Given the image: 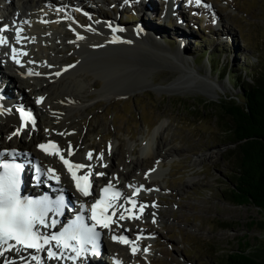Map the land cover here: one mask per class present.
I'll use <instances>...</instances> for the list:
<instances>
[{
  "label": "rangeland",
  "instance_id": "1",
  "mask_svg": "<svg viewBox=\"0 0 264 264\" xmlns=\"http://www.w3.org/2000/svg\"><path fill=\"white\" fill-rule=\"evenodd\" d=\"M68 1L78 4V0ZM122 1L87 0L84 12L91 10L92 4L98 15L94 10L79 15L81 21L88 24L92 17L108 13L109 17H117L132 27L128 31L126 26L124 33L131 36L142 33L144 40L138 38L139 44L131 41L114 46L115 50L98 42L95 49L83 57L80 67L84 70L81 71L89 75L90 81H96L97 88L94 91L89 88L90 100L81 113L72 118L73 126L66 131L72 136L69 142L75 141L79 147L84 140L98 154H103L102 161L117 171L125 161L132 160L128 164L131 168H134V162H140L141 148L147 140L152 141L153 150L158 142L171 149L163 154L166 167H169L172 155H177V161L171 164L168 173L166 170L158 177L160 185L170 188L164 200L156 203L154 208L150 203L155 200L147 199L148 207L142 218L125 226L147 229L150 224L157 228L145 242L147 252L143 254L139 249L133 255L120 249L124 253L118 255L119 259L123 258L126 264H219L223 255L236 248L264 255V227L258 225L259 221H264V209L251 204H235L226 197L235 170L236 148L228 131L223 130L226 124L221 108L215 107L216 103L230 98L241 102L237 99L242 95L240 81L252 83L264 71V0H202V6L211 4L213 10L221 14L223 26L229 30L228 36L221 38L223 41L214 32L207 33V28L201 29L208 24L206 15L197 27L195 21L192 24L189 19L183 30L176 17L171 19V27L166 25L168 13L164 12L160 0H151L149 5L155 7L153 10L148 7L147 11L145 8L142 11V7L149 0H144L138 10L126 0L124 11L119 4ZM135 4L139 5L138 0ZM0 5L4 3L0 2ZM19 9L23 10V7ZM208 10H203L200 5L197 10L185 7V12L197 17L200 16L197 11L212 16V9L208 7ZM118 21L114 22L117 27L120 26ZM178 28L189 36L186 47L175 39L177 35H173L174 29L179 33ZM63 31L70 33L67 38L73 36L74 31L65 23ZM226 39L228 42H224ZM78 48L69 46L65 55L77 58ZM102 50L107 59L90 63L89 60ZM207 55L210 56L206 58ZM215 66L219 67L218 73L213 71ZM170 81L175 82L174 91L167 87ZM101 87L107 91L99 96L95 91ZM77 88L71 82L63 87L65 91ZM118 88L130 91L104 94ZM209 103L215 105L207 108ZM159 123L163 125L156 130ZM150 126L155 129L154 133L158 132L155 140ZM55 133L63 139L60 133ZM60 137V142H66ZM106 148L116 151L119 148L120 158L117 152V157H108L110 152ZM131 149L134 151L132 157L128 153ZM139 166L133 170L134 174L137 169L149 165ZM162 203L168 205L161 208ZM152 209L155 210L153 213Z\"/></svg>",
  "mask_w": 264,
  "mask_h": 264
},
{
  "label": "bare ground",
  "instance_id": "2",
  "mask_svg": "<svg viewBox=\"0 0 264 264\" xmlns=\"http://www.w3.org/2000/svg\"><path fill=\"white\" fill-rule=\"evenodd\" d=\"M117 1L120 2L122 0H117ZM59 2H61V0H22V6H24L26 10L19 11L18 10L19 6L14 7L17 4L13 2V0H10V3H8L7 4L8 6L6 7L7 13L0 14V27L8 24L9 20L13 19L15 20L17 27L19 26L23 27L24 29L23 36L29 38L35 37V40H30V39L24 40L22 44H16L14 39L15 27H13L12 43L18 49L23 48L24 51H27L28 55L25 56L23 60L21 59L22 56L19 57V59L21 60V64L9 63L3 70V71H7V73H1V69H0V74L5 79L13 80V81L16 80V82L19 84V91L21 92L22 95L33 94L34 97L29 96V101L26 97H24L23 99L27 103L30 102L31 105L36 106L40 110V116H38L39 117L38 122L40 120V124H38L37 122L38 125L35 126L30 125L28 129L23 132L19 128L20 120L19 117L17 116V113L13 109L9 110L8 108H1L0 109V148L23 145L28 151H34L32 142L38 138L44 137V134H49L52 132L54 135H56L53 138L56 139L57 141L60 136L55 132H60L63 135V137H67L66 131L67 130L69 131V129H71V125L74 123V120L72 118L78 116L81 113V110L85 108L86 103L90 100L91 89L89 88L92 87V91H94V88H97V86L95 87L96 81L95 80L90 81L89 75L86 72L81 71V69H83L82 67H80L83 57L89 54L90 52H92L95 49L94 48L95 44L98 42H102V44H104L106 47L113 50H115L114 46L119 47V46H123V44H126V42L124 41H133L137 44L140 43V42L138 43V39L133 38V35L131 36L121 31L114 32L112 28L116 29L117 24L115 25L114 22H111L112 19H110V22L108 23L106 19L101 20L100 22L92 17L93 19L90 20L89 24L82 23L80 21V16L78 15L76 5H74V7L72 8L67 6L65 7L61 6L63 11L57 13L56 11L53 10V6L60 4ZM79 2L81 7L84 9L86 0H79ZM25 20L29 21L30 23L22 25L21 22ZM41 21H48V23H42ZM64 23L70 26L71 29L74 31L73 36L67 38L68 34L70 33H68L67 31H63ZM109 25H111V27ZM144 27L148 28L147 26ZM138 30L141 31V28H139ZM124 31L127 32L125 29ZM77 34L84 36V39L78 40ZM136 34L139 36H135V37L138 38L140 37L141 40L144 38L143 37L144 34L138 32H136ZM113 37H119L120 44L111 45L110 41H112ZM66 39L69 40L65 42ZM69 46L79 47L77 50L78 59L75 58L74 56L65 55V51ZM81 47H82V51H81ZM105 57L106 54L102 50L100 51V53H98L97 57L91 58L89 61L90 63H92L93 61L94 62L93 64H96V62L100 63L103 62L104 59H107V57L106 58ZM66 58H68L69 60L68 59L66 60ZM179 60L181 61V59ZM29 61H33V63H29ZM105 61L108 62V60ZM49 65L51 67H49ZM71 65H74V67H69ZM65 68H68V70L64 71ZM30 71L33 73L39 72L41 73V75H29L28 73ZM56 72H60L61 75L56 76L55 75ZM70 82L78 86L77 90L70 91V89H68L69 91L68 90L65 91V89H63V87L68 83L70 84ZM174 83H175L174 81L170 82L167 86L168 89L174 91L175 90L173 88ZM109 87L110 85L108 86V88ZM103 91H107V89L101 87L100 89L95 91V93L97 92L99 96L100 95L102 96ZM128 91L130 90L118 88L112 91L105 92L104 94H115V93L121 94ZM4 92L8 95H11V90L8 85H5ZM41 92H47L48 95L47 97H43L44 98L43 101L38 104L36 101L38 98L42 97L39 95V93ZM162 125H163L162 123H159L155 129L157 130L161 128ZM13 133H18V134L21 133L22 136L28 135L29 138L28 140L25 141L24 139L19 138L18 134L13 135ZM75 144L76 143L74 142V149H75ZM116 147L119 146H117L116 144ZM118 150L120 149L117 148V151L115 149L114 150L110 149L109 150L110 157L114 158L113 156L117 155L116 152L118 153ZM170 150L164 148V145L160 146L157 144L155 151L152 152V141L149 140L148 143L146 145H143L141 148V153H142L141 162H144V165L146 164L148 165V163L150 164L158 157H161L163 152H167ZM62 152L63 154H65L64 151ZM119 156L120 155L118 153V157ZM132 156L133 154L131 155V157ZM69 158L88 160L87 154H81L80 150L77 148L74 150V155ZM24 160L27 161L26 163H24V165L30 167L29 160L26 158H24ZM49 161L51 163L58 164V161L54 157L49 159ZM108 161L110 160L108 159ZM88 163H92V161L88 160ZM58 167H59L58 174L60 175L59 176L60 180L63 181L65 187L69 186L70 185L69 176L60 169L59 164ZM111 167L112 166L110 165L102 166L103 170L107 173L106 177L102 178L104 180V183L106 182V180H108V173ZM161 170H162L161 164L159 163L154 167L152 173L153 180L150 185H153L156 188H159L160 185L156 183L155 179L157 178V176L160 175ZM122 177L125 183H130L133 181L130 180L131 177L130 174L122 173ZM150 185L148 184L147 186ZM66 191H68L67 187H66ZM154 211L155 210H153L152 213ZM131 220L133 219L130 220L126 219V221H131ZM113 228L123 229V226L122 225L117 226L116 224H114L110 230H113ZM156 230L157 229L155 227H151L149 232L155 233ZM112 246L113 243L108 242V249L107 251L104 252L106 256H110V260H112L113 257L118 256L113 253L114 250L111 248ZM87 252L88 251H86V254ZM28 254H30V252L28 253L25 250H19V252L16 254H12L10 251H7L3 253V255H0V264H5V263L35 264V262H33V260L30 257H28ZM43 259L51 262L53 258L48 257L47 254L44 256Z\"/></svg>",
  "mask_w": 264,
  "mask_h": 264
},
{
  "label": "snow or ice",
  "instance_id": "3",
  "mask_svg": "<svg viewBox=\"0 0 264 264\" xmlns=\"http://www.w3.org/2000/svg\"><path fill=\"white\" fill-rule=\"evenodd\" d=\"M191 2V0H190ZM202 0H195L196 5H201ZM205 7H210L209 5H204ZM79 11V9H78ZM42 23H48V21H41ZM30 22L25 20L21 24H29ZM111 27V25H109ZM9 26L4 25L0 28V33L9 31ZM124 29H113V31H123ZM23 27H15V43L22 44L24 40H35V37L23 36ZM78 40H83L84 36L77 34ZM111 43L120 42L119 37H113ZM126 43H131V41H124ZM9 39L0 34V46L9 45ZM74 43V42H73ZM103 45H97V47H102ZM27 51L23 48L11 47V59L16 64H21L20 56H27ZM33 63V61H29ZM49 67H51L49 65ZM69 67H74L71 65ZM65 68L64 71H67ZM29 75H41L39 72H29ZM56 76H60V72L55 73ZM43 97L37 99V103L43 101ZM21 114V119L25 122L31 121L35 124V119L31 112H26L24 109L18 110ZM26 126V125H25ZM18 133H13L17 135ZM40 149L46 154L51 156H56L63 163L67 171L70 173L72 180L75 182V187L83 196L88 197L91 193L93 176L92 165H85L83 163H75L66 158L62 150L55 142H49L48 144H40ZM74 153L71 149V145L67 150V156L71 157ZM6 156H11L15 158L16 152L12 151H0V246L7 245L8 249L14 248L15 246H21L27 249H35L37 252L44 250L45 245H50L52 241L56 242L57 247H62L64 249H71L74 256L70 259L79 258L84 252L87 251L85 245H91L92 251L95 254H99L96 250V242L100 236V233L96 230L97 226L104 229H111L114 224L119 225V221L126 219L139 220L143 216V212L148 205L138 204L137 200L132 197H125V203L130 204L131 207H125V203H118L121 200L122 193L114 188V185L109 182L104 188L101 189L100 198L96 200L95 203L91 205V216L90 219L94 222L91 226L85 223L84 217L82 215H77L75 220L64 227L63 231L59 234H53L51 236H44L38 231V226L54 227L58 221L52 220L51 223L47 222L48 214L54 213L55 215H62L65 208V203L63 197L57 200H51L47 196L40 199H31L23 197L21 195V172L23 166L19 163L9 162ZM87 159L91 161L93 159L92 152L87 154ZM97 159L103 160V154L97 157ZM87 169L83 175H78L81 170ZM37 172L40 173L41 169L37 167ZM47 174L49 179H55L59 183L60 177L56 174L55 169L48 168ZM98 176H104L105 173L99 172L95 173ZM39 179V177H38ZM130 187H132L130 185ZM142 190L141 188H135L133 191V197L137 196ZM83 207V205L81 206ZM152 207H156L155 204ZM111 213L109 214V211ZM119 211V215L117 212ZM116 217V219H114ZM155 223V220H153ZM112 239L123 244H128L131 246V251L133 255L139 251L136 246V242L129 240L126 236L113 235ZM140 237H137L139 240ZM9 241H14V244H9ZM74 242V243H73ZM7 250V249H6ZM147 252V249H144ZM48 257L59 259L57 253L52 251L51 248L48 249ZM0 255L3 252L0 251ZM33 260L38 258L33 256ZM115 264H120L116 261Z\"/></svg>",
  "mask_w": 264,
  "mask_h": 264
},
{
  "label": "trees",
  "instance_id": "4",
  "mask_svg": "<svg viewBox=\"0 0 264 264\" xmlns=\"http://www.w3.org/2000/svg\"><path fill=\"white\" fill-rule=\"evenodd\" d=\"M241 87L242 95L237 97L241 102L230 98L216 105L209 103L211 105L207 108L213 105L221 108L226 124L223 130L228 131L229 139L236 148L235 170L231 187L227 189V199L235 204H251L263 210L264 71L252 83H242ZM258 225L264 227V221H259ZM219 264H264V255L258 256L236 248L223 255Z\"/></svg>",
  "mask_w": 264,
  "mask_h": 264
}]
</instances>
